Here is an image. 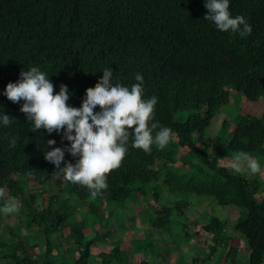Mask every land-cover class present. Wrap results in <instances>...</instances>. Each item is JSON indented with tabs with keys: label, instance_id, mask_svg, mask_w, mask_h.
<instances>
[{
	"label": "trees",
	"instance_id": "1",
	"mask_svg": "<svg viewBox=\"0 0 264 264\" xmlns=\"http://www.w3.org/2000/svg\"><path fill=\"white\" fill-rule=\"evenodd\" d=\"M207 11L204 0H0V90L16 81L23 68L34 65L50 75L54 91L66 84L71 105L82 108L105 69L112 68L114 82L127 85L136 82L135 73L140 72L143 95L158 97L154 119L172 129L170 142L163 149L153 144L149 152L133 148L130 137L121 164L107 174V187L95 197L85 186L67 182L63 198L44 188L59 173L44 158V150L71 142L56 132H33L20 104L0 94V107L12 118L0 127V204L15 197L21 222L45 236L47 243L41 257L10 225L13 239L6 241L0 212V264H91L93 247L113 231L88 237L84 230L102 227L111 203L124 211L130 200L137 203V196L148 207L134 215L147 211L145 222L150 226L146 257L138 264H150L147 251L158 256L156 233L174 239L181 227L193 236L187 229L192 197L241 208L235 228L250 247L246 264H264V197L257 196L259 180L251 181L221 164L219 154L206 143L213 119L231 102L232 90L249 101L264 98V0H231V14L243 15L252 26L243 37L217 30L204 18ZM50 138L57 144L47 145ZM212 143L220 151L264 156V112L260 117L239 114L233 121L224 120ZM68 160L75 163L70 154L64 163ZM166 191L169 196L164 199ZM74 198L79 200L75 204ZM77 213L81 219L70 223ZM68 226L77 256L73 262L57 263L50 258V235ZM227 227L226 219L207 216L201 228L212 238L201 239L203 244L209 242V252L207 257L195 256L193 264H210L228 242L215 264H244ZM141 247L140 239H135L132 255L118 246L101 252L100 264H133Z\"/></svg>",
	"mask_w": 264,
	"mask_h": 264
},
{
	"label": "clouds",
	"instance_id": "2",
	"mask_svg": "<svg viewBox=\"0 0 264 264\" xmlns=\"http://www.w3.org/2000/svg\"><path fill=\"white\" fill-rule=\"evenodd\" d=\"M231 0H204L208 9L204 18L222 32L238 33L241 37L252 32V26L241 15H232ZM131 85L114 82L112 68L105 69L98 85L88 91L83 107L71 105L72 93L61 83L54 91L50 75L38 66L22 69L16 81H9L0 90L14 103L20 104L33 132L41 129L56 132L64 143L44 150V158L56 166V170L68 182L85 186L92 197L107 187V174L119 167L126 155L131 137V146L146 152L153 144L163 149L172 139V129L159 125L154 119L156 95H143V75L135 73ZM12 118L0 107V127L11 123ZM159 125V127H158ZM154 129H158L155 132ZM54 138L47 145H56ZM72 160L65 164L66 155ZM232 167L241 170V165L256 173L259 162L247 152L234 157ZM63 165V167H62ZM2 194V189H0ZM18 207L15 197H8L0 204V212L13 213Z\"/></svg>",
	"mask_w": 264,
	"mask_h": 264
},
{
	"label": "rangeland",
	"instance_id": "3",
	"mask_svg": "<svg viewBox=\"0 0 264 264\" xmlns=\"http://www.w3.org/2000/svg\"><path fill=\"white\" fill-rule=\"evenodd\" d=\"M264 112V98H261L257 102L249 101L243 95L242 92L237 90H232L231 102L223 109L222 112L216 115L213 119L211 126L208 129V135L206 143L210 145L213 154H219L220 163L228 166L231 170L236 171L232 165L236 163L234 157L235 153L231 152L227 148L219 149L217 145L212 143L215 136L220 133L223 129V121H233L237 115H249L253 117H260ZM229 131L231 132L233 125L229 126ZM184 152V150L182 151ZM251 157L255 158L259 164L260 169L256 173L251 172L247 169L246 165H241V170L236 171L242 173V175L248 177L251 181L259 180L260 183V192L257 195L259 198L264 197V156L259 157L255 155H251ZM68 181L60 175V173H56L51 182L47 183L44 188L49 190V193H61L63 198H67V192L62 190L63 186ZM48 192V191H47ZM164 194V199L169 196V193L166 191ZM137 203L135 204L133 200L128 202L129 208L124 209L122 211L121 208H118L116 203H111L109 208L105 214L106 218L103 220L102 227L99 225H94L92 227H87L84 230L86 236H93L96 232L104 233L108 230H112L113 234L109 236L108 239H99L100 241L95 244L93 247V256L91 258V264H100V253L108 252L116 246L126 249L131 252L132 240L140 239V244L142 245L141 250L137 251L134 255L133 264H138L144 257L145 251L144 247L146 245L145 237L150 229V226L145 222L148 218L147 211L140 213L138 215H134L138 209H146L148 206L143 201L141 197L137 196ZM78 199H72L71 202L73 204L77 203ZM192 205L187 210L188 218L190 219L189 227L187 228L190 233H193V236L189 237L186 235L184 229L179 230L178 233H174V239H172L171 235H154V241L158 242V256L153 255V253H149L148 251V259L150 264H179L180 262L192 263V259L195 256L207 257L209 252V242L207 244H203L202 237L212 238V235L203 231L201 226L205 222L207 216L210 213H213L221 218H224L228 221L227 233L235 237L234 244L240 247L241 254L240 259L244 264H246L247 256L250 253V247L247 246L246 241L243 237H241V232H239L235 228V224L237 222V218H239L240 214H242L243 210L239 207L235 206H222L219 204H215L212 201H208L205 198H191ZM80 203H83L80 201ZM150 204L157 207L158 203L154 200L150 201ZM21 212H26V210H21ZM2 222L3 226L1 230L5 231L4 239L11 240L13 239L11 233L7 229V225H10L13 230L21 234L22 240L27 245H33V249L37 250V254L43 257L46 252V238L45 236H41L37 231L32 232L30 229H26V224L22 223L19 217L17 216V210L13 213H3L2 212ZM81 219L80 213H77L72 218L69 219V222H76ZM107 220V221H106ZM99 227H101L99 229ZM201 232H199V231ZM195 231L199 232L198 235H194ZM200 238V239H199ZM51 240V249H50V258L57 263H65L73 262L77 256V253L74 250V242L73 237L71 235L70 226L66 227L62 230L61 233H53L50 235ZM201 240V241H200ZM229 243V242H228ZM226 244L221 251L212 257L209 262L210 264H215L220 261V258L224 255L229 244ZM133 252H131V255ZM66 255V256H65ZM112 264H115L113 262ZM226 264H230L227 262Z\"/></svg>",
	"mask_w": 264,
	"mask_h": 264
}]
</instances>
